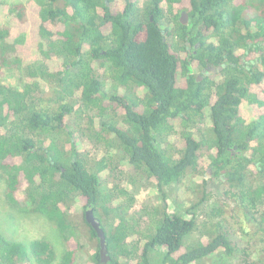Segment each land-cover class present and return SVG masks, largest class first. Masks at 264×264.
Returning <instances> with one entry per match:
<instances>
[{"label": "trees", "instance_id": "obj_1", "mask_svg": "<svg viewBox=\"0 0 264 264\" xmlns=\"http://www.w3.org/2000/svg\"><path fill=\"white\" fill-rule=\"evenodd\" d=\"M139 1L34 0L42 59L27 66L0 3V70L24 73L18 89L0 83L4 199L16 216L47 219L64 244L0 231V264H101L88 209L106 233L107 264H152L161 249L159 264H264V0ZM24 9L10 15L23 23ZM121 160L155 182L162 208L136 211L117 182ZM199 176L203 197L171 211V188ZM214 181L236 227L223 207L199 214Z\"/></svg>", "mask_w": 264, "mask_h": 264}, {"label": "rangeland", "instance_id": "obj_2", "mask_svg": "<svg viewBox=\"0 0 264 264\" xmlns=\"http://www.w3.org/2000/svg\"><path fill=\"white\" fill-rule=\"evenodd\" d=\"M0 3H5L4 9H3V24L4 27H7L10 29L11 37H10V43L17 44L18 48V55L23 61V65L27 66L28 64H31L33 62H38L42 59L40 50H39V44L41 42L40 36L38 33V12H39V6L34 2V0H0ZM145 3V0H140L138 5L142 6ZM22 5L25 9L27 20L25 22H21L15 18V16L10 15V9L14 5ZM56 31L60 30L55 29ZM256 57L254 55L249 56L248 58H242V61H251L252 59H255ZM51 66H58L59 62H52L50 63ZM214 72V71H213ZM23 71L18 68H3L0 70V83L11 86L14 88H19L23 84L22 82V76ZM256 91L261 90L262 88L256 87ZM253 108H250V116H253ZM264 110V109H263ZM120 113H123L121 110ZM249 116V117H250ZM206 125L210 124L207 122ZM168 141L170 143H173L176 145L177 139L176 138H169ZM83 148V147H82ZM86 149H89L86 147ZM206 153V152H205ZM103 154V153H102ZM206 155V154H205ZM205 157V156H204ZM202 159V165H206L207 161H205V158ZM17 162V161H16ZM116 165L119 166L122 173H119L118 177L119 179L117 182L121 183L126 191L133 194L136 199V205L135 209L136 211H139L140 209H146L150 210V207H161L162 205V199L161 195L157 190L155 182L148 179H143L140 177H137L135 175H131L128 172L129 165L127 161L121 160L120 162L116 161ZM109 175V173H108ZM137 175V174H136ZM204 176V175H203ZM203 176H199L196 178V182L191 181V179H187L185 181V186L181 185L179 188L174 189L171 188L172 191H170L169 194V204H170V210L176 211L177 213L184 215L185 209L192 205V203H197L200 200V197H203L204 195V188L199 189L197 183H202ZM104 177V175H103ZM117 178L110 179L111 182L116 181ZM108 186H110L109 181ZM103 182L105 185H107V182ZM107 187V186H106ZM225 184L224 183H218V181L212 182L208 186V190L213 191V198L209 196L208 204H204L203 207L199 210V214L202 216L205 214H208L212 211V209L216 206L218 207H225L227 205H230L229 200L224 198V192H225ZM178 190V191H177ZM193 191V192H192ZM4 196V188L2 185V182H0V231L3 232V234H6L11 239H14L16 241L24 240L28 241L31 239H42V238H48L53 243L54 246L62 251L63 245L61 244L62 239L60 240V237L56 231V228L51 225V223L43 218V217H29V216H16L13 211L10 209L9 205L5 201ZM80 201V200H79ZM215 205V206H214ZM149 208V209H148ZM162 208V207H161ZM226 208V207H225ZM224 208V209H225ZM226 210V209H225ZM228 213L224 215L226 218V221L236 227V221L235 219L231 218L232 214V208H230ZM143 212V211H142ZM101 219H103V215H101ZM139 218V216H136ZM224 218V219H225ZM81 221V220H80ZM251 225V224H250ZM254 225V224H253ZM250 226V230L255 228V225ZM142 227H144V223L141 224ZM79 227L81 231L85 234L86 237H84V241H88L91 234L90 228L82 222H79ZM143 229V228H141ZM77 237H80L77 236ZM196 237H199L198 234L195 233L192 236V239H196ZM76 238L71 239L70 245L72 249H77V243ZM137 241L136 238H130L129 241ZM93 246V245H92ZM94 248V247H93ZM261 248L260 244H254L252 247V251L254 249ZM250 250V251H251ZM94 252V250H91ZM164 253V250H158L154 255H162ZM153 256L152 254V264H159V258ZM235 259L232 260V258H225L223 260H219L216 263H209V264H239V262L235 261Z\"/></svg>", "mask_w": 264, "mask_h": 264}, {"label": "water", "instance_id": "obj_3", "mask_svg": "<svg viewBox=\"0 0 264 264\" xmlns=\"http://www.w3.org/2000/svg\"><path fill=\"white\" fill-rule=\"evenodd\" d=\"M181 20L183 23L187 22V15L185 13H183ZM86 220L95 230L97 237L99 239V245H100L99 252H100L101 264L109 263L112 260V258L108 249L106 233L101 226L100 220L97 219V217L95 216L93 209L86 210Z\"/></svg>", "mask_w": 264, "mask_h": 264}, {"label": "flooded vegetation", "instance_id": "obj_4", "mask_svg": "<svg viewBox=\"0 0 264 264\" xmlns=\"http://www.w3.org/2000/svg\"><path fill=\"white\" fill-rule=\"evenodd\" d=\"M206 70H207V72H209V71L213 72L214 68L212 66H209L208 68H206ZM206 70H205V72H206ZM221 70H222L221 67H218L217 71H221Z\"/></svg>", "mask_w": 264, "mask_h": 264}]
</instances>
